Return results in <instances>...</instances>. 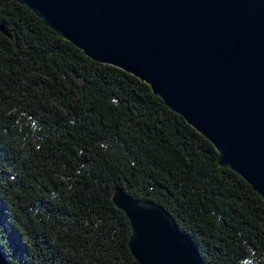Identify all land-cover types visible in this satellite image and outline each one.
Instances as JSON below:
<instances>
[{
	"label": "trees",
	"instance_id": "1",
	"mask_svg": "<svg viewBox=\"0 0 264 264\" xmlns=\"http://www.w3.org/2000/svg\"><path fill=\"white\" fill-rule=\"evenodd\" d=\"M122 187L205 264H264V201L150 86L0 0V248L10 264H138Z\"/></svg>",
	"mask_w": 264,
	"mask_h": 264
},
{
	"label": "water",
	"instance_id": "2",
	"mask_svg": "<svg viewBox=\"0 0 264 264\" xmlns=\"http://www.w3.org/2000/svg\"><path fill=\"white\" fill-rule=\"evenodd\" d=\"M94 61L150 86L264 201V0H16ZM138 264H205L159 204L122 187ZM0 264H10L0 248Z\"/></svg>",
	"mask_w": 264,
	"mask_h": 264
}]
</instances>
